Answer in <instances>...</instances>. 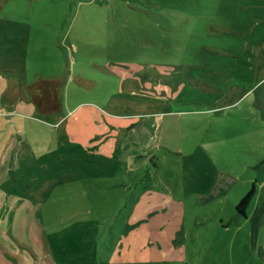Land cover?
I'll return each mask as SVG.
<instances>
[{"label":"rangeland","instance_id":"1","mask_svg":"<svg viewBox=\"0 0 264 264\" xmlns=\"http://www.w3.org/2000/svg\"><path fill=\"white\" fill-rule=\"evenodd\" d=\"M41 91L77 107L66 139ZM14 143L3 189L33 205L0 264H264V0H0V159Z\"/></svg>","mask_w":264,"mask_h":264},{"label":"crops","instance_id":"2","mask_svg":"<svg viewBox=\"0 0 264 264\" xmlns=\"http://www.w3.org/2000/svg\"><path fill=\"white\" fill-rule=\"evenodd\" d=\"M16 72L19 73L20 71H16ZM18 73H17V75H19ZM36 79H37V81H39L41 83L42 82H46L44 84H47V83H49L51 81H59V80H61V78L56 77V76H54V77H51V76L39 77L38 74H37V78ZM40 85L35 84L33 86H37L38 87ZM52 90L54 92L55 89L51 88V91ZM44 95L45 96L47 95L48 98H50L51 97L50 95H53V96L55 95L56 96L58 94L57 93L56 94L55 93H51V92L48 93V94H45L43 91L39 92V94H36L35 96L37 97V99L35 100L33 98V100L37 104V107H38L39 111H41L42 113L49 112L52 115V117H53V118H50V119L54 122L53 124L56 126V128L58 130H61V128L62 129L65 128L67 126L68 120H69L68 119V120L65 121V118H67L66 116L70 115L72 113V111L75 110L77 107L74 108V109L66 110L65 107H64L63 102L60 103L59 106H56V108L49 107V106L43 104V102L41 103L42 98H43ZM49 101H44V102H49ZM134 114H136V113H130V114H127V115L132 116ZM142 114L144 116H146V114L153 115V112H150V111L147 112V113L143 112ZM53 115H55V117ZM144 128H145V126H142V128H135L134 129L135 135L138 136V137L140 136L142 138H145L146 141H148V133H147L146 130H144ZM125 135H126L125 130H123L121 138L124 137ZM67 136H68V132H67V127H66V130L62 133L61 137L66 139ZM145 139H143V140H145ZM138 140L139 139H136V141L139 143ZM147 145L148 144H146L143 147H147ZM17 147H18L17 143L10 144L8 146V148H7L6 153L0 159V166L4 165V164H1V161H4L5 167H6L4 173H2L0 171V211H1L0 212V223H1V225H3V224L6 225L8 223V221H9V223H8L9 227H12L14 225L13 222H14L15 218L17 217L18 212H21L22 207L25 209L27 206H32L33 205V202L29 201V199L26 198L25 196L23 197L20 194L9 195V194H6L4 192L5 190L3 189L5 184L10 179V176L8 175V173H9V170L12 168V165L17 163V165L20 166L19 154L21 152L19 151V148H17ZM30 152L32 154L34 153L32 150H30ZM4 201H7L5 205H4ZM15 201L17 202V204H15ZM8 203H13V205L11 207H9ZM260 223H261V221H260ZM21 224H22V222H21ZM0 229H2L4 231V233L5 232L8 233L9 231H11V230H8V228H2V226H0ZM149 229H150L149 225L143 226V229H141L140 231H138V233H136V237L137 238H141V236H142L144 238V240L148 239V237L150 235ZM124 248H125L124 244L120 243L119 247L117 248L119 250L117 251V249H116V251L113 253L116 262H123V261L129 262V261H132V256H133L134 253H132L130 250H128L127 253L124 255L123 254V249ZM90 262H98V261H90ZM90 262H86L85 260H80V261H78L76 263H90ZM104 263H107V262H104Z\"/></svg>","mask_w":264,"mask_h":264},{"label":"trees","instance_id":"3","mask_svg":"<svg viewBox=\"0 0 264 264\" xmlns=\"http://www.w3.org/2000/svg\"><path fill=\"white\" fill-rule=\"evenodd\" d=\"M255 190L250 191L246 196H244L239 204L237 205V211L242 215H246V210L249 208L253 198H254ZM76 264H107L104 262H90V263H76Z\"/></svg>","mask_w":264,"mask_h":264}]
</instances>
